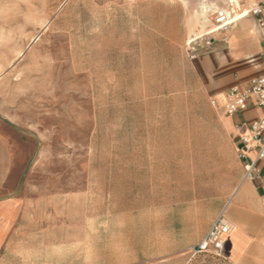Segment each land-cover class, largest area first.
I'll list each match as a JSON object with an SVG mask.
<instances>
[{
  "label": "rangeland",
  "instance_id": "obj_1",
  "mask_svg": "<svg viewBox=\"0 0 264 264\" xmlns=\"http://www.w3.org/2000/svg\"><path fill=\"white\" fill-rule=\"evenodd\" d=\"M202 32L175 0H0V199L28 180L82 189L132 259L156 189L192 210L209 198L213 222L244 168L188 69Z\"/></svg>",
  "mask_w": 264,
  "mask_h": 264
},
{
  "label": "crops",
  "instance_id": "obj_2",
  "mask_svg": "<svg viewBox=\"0 0 264 264\" xmlns=\"http://www.w3.org/2000/svg\"><path fill=\"white\" fill-rule=\"evenodd\" d=\"M209 40L196 48L193 59L187 56L188 69L212 109L222 114L238 155L254 159L255 152L239 142V135L262 109L250 103L227 116L220 105L230 88H242L264 75V27L249 14ZM241 164L244 168L243 160ZM258 165L264 176L263 164ZM31 181L0 199V264H264V191L259 178L246 180L243 175L224 203L222 214L232 229L224 236L222 257L191 252L212 224L209 198L198 200L192 210L183 202L164 204L156 189L155 203L140 210L144 248L133 259L129 237L116 243L111 236L109 205L100 207L98 199L89 200L82 189Z\"/></svg>",
  "mask_w": 264,
  "mask_h": 264
},
{
  "label": "built area",
  "instance_id": "obj_3",
  "mask_svg": "<svg viewBox=\"0 0 264 264\" xmlns=\"http://www.w3.org/2000/svg\"><path fill=\"white\" fill-rule=\"evenodd\" d=\"M206 13L210 16V24L199 36L192 38L187 44L189 58L196 56V48L204 43H210L209 37L216 32L233 29L237 21L246 15H252L260 27H264V0H224L221 5H206ZM214 102V101H213ZM215 103V102H214ZM253 104L262 109L260 117L247 127V131L239 135V142L255 152V158H248L243 152L239 158L245 162L244 178L253 180L259 178L264 191V75L252 78L249 83L240 88L232 87L225 92L221 108L223 114L232 116ZM232 229L231 223L224 214H219L212 222L205 236L191 248L192 254L210 252L216 257H222L224 251V236Z\"/></svg>",
  "mask_w": 264,
  "mask_h": 264
},
{
  "label": "bare ground",
  "instance_id": "obj_4",
  "mask_svg": "<svg viewBox=\"0 0 264 264\" xmlns=\"http://www.w3.org/2000/svg\"><path fill=\"white\" fill-rule=\"evenodd\" d=\"M175 1L180 2L185 9V25L189 36L194 34L195 29L204 31L205 27L210 24V16L206 13V4L202 2V0L199 1V3L195 4V6L190 3V0Z\"/></svg>",
  "mask_w": 264,
  "mask_h": 264
}]
</instances>
